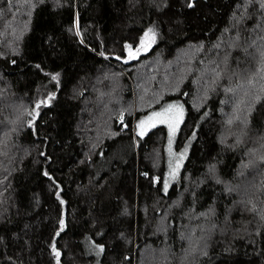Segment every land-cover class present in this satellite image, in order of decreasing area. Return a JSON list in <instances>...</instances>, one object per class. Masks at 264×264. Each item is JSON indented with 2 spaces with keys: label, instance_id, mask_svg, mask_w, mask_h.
<instances>
[{
  "label": "trees",
  "instance_id": "obj_1",
  "mask_svg": "<svg viewBox=\"0 0 264 264\" xmlns=\"http://www.w3.org/2000/svg\"><path fill=\"white\" fill-rule=\"evenodd\" d=\"M188 2L0 0V264H264V0Z\"/></svg>",
  "mask_w": 264,
  "mask_h": 264
},
{
  "label": "rangeland",
  "instance_id": "obj_2",
  "mask_svg": "<svg viewBox=\"0 0 264 264\" xmlns=\"http://www.w3.org/2000/svg\"><path fill=\"white\" fill-rule=\"evenodd\" d=\"M148 29H145V30L142 31V33L139 35V38H138L136 43L125 42V52H124V55H123L124 59H129V58L132 57V56L129 55V47H128L129 45L132 46V53L134 54V56H136L138 53L146 50V49H144V48H142L140 46V40L144 36V33L148 31ZM137 49H139V52L136 51ZM170 103L171 104L183 105L178 99L169 98L162 105L151 109L147 113L139 115L136 118L135 124H134V131L136 133H138V134H140L141 131H143V133H144L149 128H151V127H153L155 125H158V124H163L165 126V132H166L165 165H166V167H165V171L163 173L162 179H161L162 186H163V182L164 181H167L168 186H169V184L173 180L172 176L170 175V172L175 171V177H176V175H177V173H178V171H179V169H180V167H181V165H182V163L184 161V158H185L186 150H185L184 144L180 145L179 147H176L175 144H174L175 143L174 140H175L176 130H177V127H178L179 123L175 125V131H172L169 128V123L168 122L160 123L158 120L154 124L152 122L145 123L143 128L139 127V124H140L141 120H145V118L147 116H149L151 113L156 112V111H160L161 109L167 107V105L170 104ZM183 111H184V108H183ZM173 114L176 116L177 119H179L181 121L182 116H180V114L178 113V111L176 109H173ZM171 122L174 123V121H171ZM169 141H171V144H169ZM182 153H183V157L181 158V154ZM177 163H179V165H180V167L178 169L176 168V164ZM85 246H86V249L88 251H91V252H96L97 251L96 245L92 241H90L88 239L85 240Z\"/></svg>",
  "mask_w": 264,
  "mask_h": 264
},
{
  "label": "snow or ice",
  "instance_id": "obj_3",
  "mask_svg": "<svg viewBox=\"0 0 264 264\" xmlns=\"http://www.w3.org/2000/svg\"><path fill=\"white\" fill-rule=\"evenodd\" d=\"M9 2H11V0H9ZM189 8L194 6V0H189L188 5ZM155 39V32L152 28H149L147 32L144 33V36L141 38L140 40V46L144 49H147L148 46L154 41ZM129 55L132 56L134 58V54L132 53V46L129 45ZM137 52H139V49L136 50ZM262 71H264V69H262ZM52 79L57 80L58 76H53ZM257 99H259V96H257ZM39 104L36 105L37 108H39ZM173 109H176L178 111V113L180 114V116H182L183 114V105L180 104H168L167 107L161 109L160 111H156L151 113L149 116H147L145 118V120H141L139 127L143 128V126L145 125V123L147 122H152L153 124L158 120L160 123H169V128L172 131H175V125L178 124L180 122L179 119L176 118V116L173 114ZM29 115H32V113H29ZM171 121H174L171 122ZM121 122H122V117H121ZM229 123H232L231 120H229ZM141 135H143V131H141L140 133ZM169 144H171V141H169ZM183 157V153L181 154V158ZM180 167L179 163L176 164V168L178 169ZM170 175L172 176V178H175V171L170 172ZM157 181L159 182V178H156ZM163 190L165 192H167L168 190V183L167 181L163 182ZM61 226H63V221L60 222ZM57 235H59V233H57ZM97 247L100 249V251H104L103 246L102 245H97ZM53 251L55 252V255L57 256V258H59L60 256V252L56 251V245L53 244L52 245Z\"/></svg>",
  "mask_w": 264,
  "mask_h": 264
}]
</instances>
